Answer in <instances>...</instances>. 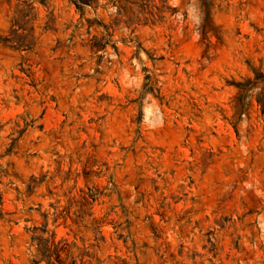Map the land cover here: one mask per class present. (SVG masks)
<instances>
[{"label": "rangeland", "instance_id": "rangeland-1", "mask_svg": "<svg viewBox=\"0 0 264 264\" xmlns=\"http://www.w3.org/2000/svg\"><path fill=\"white\" fill-rule=\"evenodd\" d=\"M0 264H264V0H0Z\"/></svg>", "mask_w": 264, "mask_h": 264}, {"label": "trees", "instance_id": "trees-1", "mask_svg": "<svg viewBox=\"0 0 264 264\" xmlns=\"http://www.w3.org/2000/svg\"><path fill=\"white\" fill-rule=\"evenodd\" d=\"M79 2H82V3H89L90 0H78Z\"/></svg>", "mask_w": 264, "mask_h": 264}]
</instances>
